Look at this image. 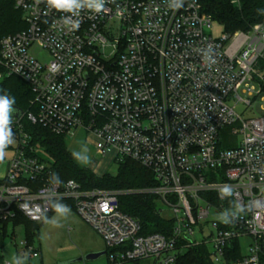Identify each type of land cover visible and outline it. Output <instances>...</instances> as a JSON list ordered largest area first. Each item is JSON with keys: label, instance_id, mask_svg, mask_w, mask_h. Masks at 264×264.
<instances>
[{"label": "built area", "instance_id": "obj_1", "mask_svg": "<svg viewBox=\"0 0 264 264\" xmlns=\"http://www.w3.org/2000/svg\"><path fill=\"white\" fill-rule=\"evenodd\" d=\"M91 3L58 10L51 0H15L27 27L0 40V78L17 76L31 87L33 123L65 136L82 128L96 154L149 169L158 184L136 191L171 211L173 233L142 235L141 223L120 209L118 191L54 181L51 161L30 144L24 114H9L0 264H12L7 243L18 264L40 257L24 225L5 223L18 214L42 222L57 199L74 203L113 250L112 263L174 264L187 246L206 243L214 264H264V114L236 112L238 103L264 101V22L228 33L200 0H103L99 12ZM213 211L221 218H211Z\"/></svg>", "mask_w": 264, "mask_h": 264}, {"label": "trees", "instance_id": "obj_2", "mask_svg": "<svg viewBox=\"0 0 264 264\" xmlns=\"http://www.w3.org/2000/svg\"><path fill=\"white\" fill-rule=\"evenodd\" d=\"M200 1L203 12L222 24L228 33L236 30L247 31L254 24L264 22V0H241L240 6L233 4L231 0ZM26 27L24 13L16 7L15 0H0V40L3 36L24 30ZM0 96L15 100L12 106L24 114L22 123L31 137L30 144L44 150L51 158L54 181L63 184L73 179L85 190L118 191L120 192L117 195L120 209L141 223L142 235L161 233L170 236L173 233L175 220L164 217L159 212L156 196L133 190L154 187L158 184L149 169L130 158H124L118 161L119 170L116 175L106 172L99 176L90 167L81 164L78 156L68 149L64 141L65 135L55 134L42 124L33 123L27 118L29 112L37 111V106L32 103L34 93L31 87L21 78L17 76L0 78ZM5 182V179H0V185ZM37 185L38 183H35V186ZM64 205L74 210L72 201L57 199L52 202V209L47 214V218ZM45 220L33 222L22 214H18L5 224L11 222L14 225H24L28 239L35 241L39 228ZM112 251L107 248L106 254ZM209 253V246L206 243L187 246L179 253L174 264H214Z\"/></svg>", "mask_w": 264, "mask_h": 264}, {"label": "rangeland", "instance_id": "obj_3", "mask_svg": "<svg viewBox=\"0 0 264 264\" xmlns=\"http://www.w3.org/2000/svg\"><path fill=\"white\" fill-rule=\"evenodd\" d=\"M215 29L218 30L219 28L217 27ZM32 51L42 61H47L49 59L48 53L43 50L34 48ZM236 112L243 119L258 117L264 114V101L259 98L250 107L238 103ZM64 141L68 149L78 156L81 164L90 167L96 172L103 170L105 173L107 172L111 175H116L118 173V161H114L111 153L107 156L96 154L93 145L95 140L91 137V140L88 141L87 132L84 129H78L74 136H65ZM10 152L11 151H7L4 161L0 162V178L6 174ZM38 153L41 158L52 161L44 150L40 149ZM90 161H93L95 164L94 169L88 165ZM96 174L99 175L98 173ZM145 188L151 187L135 188L133 190ZM158 207L164 209L162 211L164 217H169L171 215V211L161 203H158ZM211 218L220 219L221 214H215L213 211ZM212 230L213 227L211 223H206L204 235L208 236ZM15 232V239L17 240H19L24 233L22 227L16 228ZM196 238H200L198 233L196 234ZM35 239L41 255L39 258L30 260L32 264H153L151 260L112 263L109 253L100 255L94 259H87V255L103 252L107 250V246L102 237L88 223L81 219L75 210L64 208V206L53 212L42 223ZM242 241L246 242L248 239ZM4 257L10 260L12 264H18L16 249L12 243L6 244L4 248ZM23 264H29V261L25 260Z\"/></svg>", "mask_w": 264, "mask_h": 264}, {"label": "clouds", "instance_id": "obj_4", "mask_svg": "<svg viewBox=\"0 0 264 264\" xmlns=\"http://www.w3.org/2000/svg\"><path fill=\"white\" fill-rule=\"evenodd\" d=\"M51 2L57 7V9L70 10L77 4V0H51ZM99 12L103 9V0H92L89 5ZM79 27V24L75 26ZM15 100H9L7 96H0V162H3L6 156V148L11 145L12 142V129L9 126L11 124L9 114L14 111L12 104ZM227 192L228 190L225 189Z\"/></svg>", "mask_w": 264, "mask_h": 264}, {"label": "water", "instance_id": "obj_5", "mask_svg": "<svg viewBox=\"0 0 264 264\" xmlns=\"http://www.w3.org/2000/svg\"><path fill=\"white\" fill-rule=\"evenodd\" d=\"M12 108L14 109V111L11 112L10 115L20 116L22 114V111L19 110L18 108L13 107V106H12ZM103 254H106V250H104L103 252H99V253L89 254V255H87V259H94V258L99 257L100 255H103Z\"/></svg>", "mask_w": 264, "mask_h": 264}, {"label": "crops", "instance_id": "obj_6", "mask_svg": "<svg viewBox=\"0 0 264 264\" xmlns=\"http://www.w3.org/2000/svg\"><path fill=\"white\" fill-rule=\"evenodd\" d=\"M8 151H9V150H8ZM6 152H7V151H6ZM10 153H11V154L9 155V158L12 156V152H10ZM89 166H90V165H89ZM7 170H8V168H7ZM94 171H95V170H94ZM95 172H96V171H95ZM6 173H7V171H6ZM96 173H98L99 175H102V174H104L105 172L103 171V172H101V173H100V172H96ZM5 175H6V174H5ZM5 175H4V176H5ZM4 176H3V177H4ZM3 177H2V178H3ZM2 178H0V179H2ZM70 209H71V208H70ZM72 210H73V209H72Z\"/></svg>", "mask_w": 264, "mask_h": 264}, {"label": "bare ground", "instance_id": "obj_7", "mask_svg": "<svg viewBox=\"0 0 264 264\" xmlns=\"http://www.w3.org/2000/svg\"><path fill=\"white\" fill-rule=\"evenodd\" d=\"M103 170L99 171L100 173L102 172Z\"/></svg>", "mask_w": 264, "mask_h": 264}]
</instances>
